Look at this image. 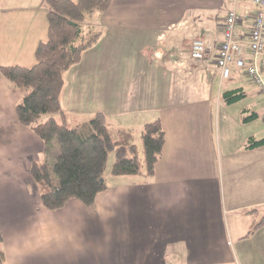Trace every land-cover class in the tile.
Listing matches in <instances>:
<instances>
[{
  "label": "crops",
  "instance_id": "1",
  "mask_svg": "<svg viewBox=\"0 0 264 264\" xmlns=\"http://www.w3.org/2000/svg\"><path fill=\"white\" fill-rule=\"evenodd\" d=\"M232 6L112 0L88 19L102 36L65 71L63 112L54 116L75 125L102 111L114 130L136 134L158 118L166 136L153 175H114L108 167L109 186L93 205L78 198L57 209L43 204L32 164L55 158L58 147L48 149L20 121L21 92L0 69V230L8 264H264V223L256 227L264 221V143L247 147L250 137L264 138V127L249 129L264 118V94L237 67L222 79L215 49L205 60L189 53L195 37L221 39ZM236 9L244 16L237 31L247 34L256 6L244 1ZM47 31L45 0H0V66L33 65ZM207 84L209 93L201 89ZM235 88L245 95L226 101L222 91ZM244 97L250 103L238 106Z\"/></svg>",
  "mask_w": 264,
  "mask_h": 264
},
{
  "label": "trees",
  "instance_id": "2",
  "mask_svg": "<svg viewBox=\"0 0 264 264\" xmlns=\"http://www.w3.org/2000/svg\"><path fill=\"white\" fill-rule=\"evenodd\" d=\"M112 0H45L48 31L35 50L31 66L1 65V71L20 90L16 104L20 121L31 127L52 151L55 158L34 162L32 174L40 186L43 204L57 209L71 198L93 205L98 195L108 188L106 171L111 174L153 175L165 143V130L160 119L147 121L142 127L145 163L142 165L135 142L136 130L118 127L111 132L102 111L75 125L59 121L62 113L61 94L64 73L82 61L85 52L96 45L103 30L88 23L94 12H105ZM224 99L235 101L245 95L242 88L225 89ZM264 143V138L250 137L247 147ZM259 222L256 227L263 224ZM0 264H8L0 230Z\"/></svg>",
  "mask_w": 264,
  "mask_h": 264
},
{
  "label": "built area",
  "instance_id": "3",
  "mask_svg": "<svg viewBox=\"0 0 264 264\" xmlns=\"http://www.w3.org/2000/svg\"><path fill=\"white\" fill-rule=\"evenodd\" d=\"M244 1L256 6V14L250 31L242 35L237 28L244 16L237 11L236 5ZM232 3L220 28L221 39L213 37L208 44L202 36L193 38L190 56L205 60L215 49L216 64L222 79L229 78L233 67H237L245 71L264 94V0H232Z\"/></svg>",
  "mask_w": 264,
  "mask_h": 264
},
{
  "label": "rangeland",
  "instance_id": "4",
  "mask_svg": "<svg viewBox=\"0 0 264 264\" xmlns=\"http://www.w3.org/2000/svg\"><path fill=\"white\" fill-rule=\"evenodd\" d=\"M97 14H98V12H94L92 15H89L88 16V19L90 20V19H96L97 18ZM94 47V46H93ZM161 59H163L162 58V56H159V57H157V62H160L161 61ZM164 60V59H163ZM156 61V60H155ZM243 84H244V86H246V88L248 89V90H251V88H253V89H255L256 90V88L253 86V85H251L250 83H246V82H243ZM220 85V87H221V82H219V78L217 77V79H216V86H214V90L217 92V90H218V86ZM203 86V85H202ZM225 87V86H224ZM201 89H207V91H208V93H209V91H210V86H209V84H207V86H203V87H201ZM246 89V90H247ZM225 90H223L222 92H224ZM256 92V91H255ZM249 94V93H248ZM254 93L253 92H250V96H252ZM222 96H224V94H222ZM241 102L240 103H238V106H244V105H246V104H249L250 103V99L249 98H242L241 100H240ZM252 113H253V111L251 110V111H248L247 112V115H249V116H251L252 115ZM262 127H264V118H260V120H254V121H250V125H249V129L251 128L252 130H254V131H260V129L262 128ZM111 132H112V134L113 135H115V130L113 129V128H111ZM135 142H136V144H137V149H138V154H139V156H140V159H141V163H142V165H144V163H145V159H144V146H143V144H144V142H143V137H142V134L141 133H139V134H136V137H135Z\"/></svg>",
  "mask_w": 264,
  "mask_h": 264
}]
</instances>
